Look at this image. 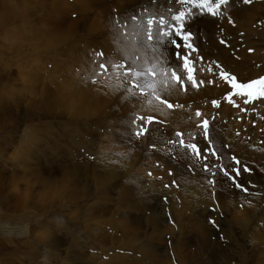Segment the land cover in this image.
Returning a JSON list of instances; mask_svg holds the SVG:
<instances>
[{
    "label": "rangeland",
    "instance_id": "1",
    "mask_svg": "<svg viewBox=\"0 0 264 264\" xmlns=\"http://www.w3.org/2000/svg\"><path fill=\"white\" fill-rule=\"evenodd\" d=\"M169 6L179 7L175 0H155L154 5L149 0H0V237L13 232L12 243L0 250V264H264V99L228 104L222 100L224 83L207 70L217 61L240 80L264 73V0L249 5L230 0L221 8L224 15L198 16L190 25L199 50L192 57L195 78L205 83L174 87L165 95L169 103L180 105L165 108L171 116L149 111L146 96L133 99L135 107L124 108L115 75L91 82L90 57L101 49L113 53L117 23L127 24L119 30L120 40L133 58H162L134 43L131 21L124 15L138 14L142 7L166 13ZM69 20L74 21L71 28ZM208 79L214 83L208 85ZM212 99L222 103L213 107ZM197 109L201 117L195 116ZM132 111L155 117L140 139L160 128L162 150L171 161L166 141L175 131L186 141L194 135L201 149L207 146L197 125L208 118L210 139L221 159L209 156L204 163L232 165L228 157L235 155L239 180L251 185L253 195L213 192L202 166L188 173L185 162L170 167L148 157L134 168L129 143L136 139L127 133V141L105 135L114 120L127 124ZM239 121L251 125L241 136L260 147L257 157H241L230 146ZM245 165L250 172L243 171ZM140 176L152 195H162L165 220L159 235L143 225L139 210L130 212L129 220L122 216L123 190L136 187ZM213 195L222 215L210 211ZM245 199L250 203L240 207ZM169 214L175 226L168 222ZM209 216L218 221L226 242L207 223ZM200 236L208 240L204 257L195 253Z\"/></svg>",
    "mask_w": 264,
    "mask_h": 264
},
{
    "label": "snow or ice",
    "instance_id": "2",
    "mask_svg": "<svg viewBox=\"0 0 264 264\" xmlns=\"http://www.w3.org/2000/svg\"><path fill=\"white\" fill-rule=\"evenodd\" d=\"M238 2L249 5L252 0H238ZM154 3L155 0H149L150 5H154ZM175 3L179 6L178 10L169 6L166 13L152 12L148 7H142L138 14L134 10L130 17L126 12L124 15L126 21H131V30L135 34L134 43L140 48L158 53L162 58L151 62L141 61L138 56L133 58L132 53L120 40L119 30L127 27V24L117 23L113 28L116 33L113 53L106 55L101 49L94 51L93 56L90 57L91 72L94 73L90 76L91 82L95 84L100 78L111 80L115 75L118 81L116 85L118 95L123 97L124 104L132 99L146 96L148 97L146 102L152 105L153 111L162 110V107L168 109L180 107L178 104L169 103L165 98V95H171L174 87L184 90L188 83H191L193 88L203 86L205 81H197L195 78V60L192 57L199 50L192 42L194 33L191 31L190 25L198 16L218 17L224 15L221 8L229 5L230 0H175ZM228 23L234 24V20L229 17ZM220 43L223 44L224 41L221 40ZM248 51L252 52L253 49L249 48ZM196 60L203 61V57L197 55ZM207 70L209 74L217 75L218 79L224 83L226 90L222 100L227 101L228 104L235 107L237 106L236 101L239 100H242L245 105H249L253 101L264 99V73L258 74L255 78L240 80L217 61H213L212 66H209ZM200 71L203 72V69ZM206 83L212 85L214 80L208 79ZM221 103V100H211L213 107H218ZM201 115L200 110L197 109L195 116L201 117ZM154 120L153 115H142L138 111H132L126 125L127 134L139 140L145 136L149 130V124ZM158 123L162 124L164 121H158ZM197 127L202 130V136L207 142V146L201 149L197 143L193 142L194 135L186 141L181 131H175L174 138L166 141L167 145L171 146V159L193 161L186 166L188 173H194L197 166H202L205 183L213 189V192L218 186V177L222 176L228 182L229 188H234L246 196L253 195L249 192L251 185L245 186L239 180L241 172L236 165H239L240 161L235 155L228 157L233 162L232 165L204 163L209 156L215 160H220L221 157L210 139L209 119L202 118ZM147 147L153 149L155 144L149 143ZM223 147L228 148L229 145L224 144ZM87 158L92 159L91 156ZM157 165L161 166L159 161H157ZM214 169L215 171H213ZM243 171L248 173L250 168L245 165ZM148 174L151 175L150 172ZM172 174V169H169V175ZM172 184L175 185L176 181H173ZM164 187L167 188L169 185L165 184ZM245 203H250V201L245 199L239 206L243 207ZM213 204L214 207L210 211L220 212L222 215L215 195H213ZM168 222L175 226L174 218L170 214ZM207 223L217 231L218 239L221 242H226V237L221 233L218 221L209 216Z\"/></svg>",
    "mask_w": 264,
    "mask_h": 264
},
{
    "label": "bare ground",
    "instance_id": "3",
    "mask_svg": "<svg viewBox=\"0 0 264 264\" xmlns=\"http://www.w3.org/2000/svg\"><path fill=\"white\" fill-rule=\"evenodd\" d=\"M51 23L52 24H58V22H56V21H52ZM73 24H74V21L69 20L68 23L66 24V26L68 28H71ZM173 98L174 99L178 98L179 100H183L187 97L174 96ZM188 98H190V97H188ZM135 100H136V98L134 99V101ZM132 101H133V99L130 100L127 104H124V108H127V106L132 107L133 106ZM153 104H155L154 101H153ZM148 105L150 106L149 111L161 113V114H165V115H170V116L172 115L171 112L167 111L163 107H162V110L153 111L152 105H150V104H148ZM175 114H177V112H175ZM211 120H212V123L216 127H219V124L214 117ZM126 125H127L126 123L122 122L121 120L116 119L112 122V127L106 131L105 135L109 138L116 136L122 140L127 141L128 137L126 135V133H127ZM233 127H234V131L236 132V134H231V136L229 138L230 141L228 140L230 146H233V150L237 151V155H239L241 157H245L247 159H251L252 156L257 157V152L260 150V147L257 144L250 143L248 141V139L242 138V136H241V134L243 132H247V131L252 129L251 125L249 123H247L246 121H239L236 124H234ZM155 129L157 132L150 135L147 139H145V140L140 139V141L133 140L132 143H129V146H131L132 155L134 157V162H133V164L135 166L134 168H136L139 163H142L148 157H155L161 161H165L168 163V165L170 167L177 166L179 168L183 162H185L187 164L193 163V161L187 160V159H180V160H175V161H171L170 159H168L166 152H164V150H162V146L165 144V140H164L163 136L159 133L160 128L157 127ZM253 139L255 142H257L260 139V135L258 133L254 134ZM149 143L155 144V148L149 149L147 147V145ZM2 167L4 168V166H2ZM3 168H1V169H3ZM144 180H145V178L140 176L136 180L137 181L136 187L127 186L124 188L123 194H122V200L120 203V206L122 207V209L124 211L122 216H123L124 220H129L130 219V212H133V211L135 212V211L139 210L140 214H142V217H143V225L146 228H150V230L155 232L156 235H159L160 225L165 220V214L163 211V204H162V201L160 199V196H158V194L161 195V193L155 192L152 195V191L150 189L149 183L143 184ZM227 190L230 193H234V191H235L234 188L228 187V182L226 181L225 178H223L222 176L218 177V186L216 187V191L218 193H226ZM152 201H154V203L152 205V208H150ZM152 219H155V223L152 221ZM4 233H7V235H5L2 239L0 237V250L3 248V244H7V243L11 242V240H12V237H10V236L13 234H9V233H13V232L4 231ZM134 233H136V231ZM50 244L52 246L56 245L55 241L50 242ZM207 244H208V240L205 237H202V236L198 237L197 248L195 250V253L204 257L205 254L208 253V251H206ZM181 245L188 246V242H182ZM185 256H186V254H185ZM0 260H1V258H0ZM36 262H37V260H36Z\"/></svg>",
    "mask_w": 264,
    "mask_h": 264
}]
</instances>
